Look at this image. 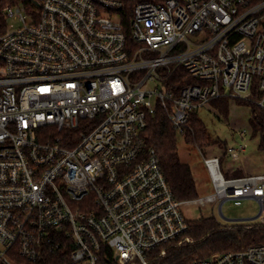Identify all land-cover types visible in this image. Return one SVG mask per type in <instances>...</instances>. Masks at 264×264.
I'll list each match as a JSON object with an SVG mask.
<instances>
[{"label": "built area", "instance_id": "obj_1", "mask_svg": "<svg viewBox=\"0 0 264 264\" xmlns=\"http://www.w3.org/2000/svg\"><path fill=\"white\" fill-rule=\"evenodd\" d=\"M1 13L0 263L157 264L191 241L184 205L255 199L264 214V171L226 177L221 156H203L213 192L178 199L143 135L157 107L181 136L214 98L264 111V0H30ZM178 68L195 83L169 86ZM187 264H264V242Z\"/></svg>", "mask_w": 264, "mask_h": 264}, {"label": "trees", "instance_id": "obj_2", "mask_svg": "<svg viewBox=\"0 0 264 264\" xmlns=\"http://www.w3.org/2000/svg\"><path fill=\"white\" fill-rule=\"evenodd\" d=\"M30 0H0V32L5 28L6 19L1 13L5 4H29ZM195 83L183 69H176L170 79L169 86L176 90L183 85ZM229 97L211 99L208 104L226 115L230 102ZM250 104L249 125L253 136H258V146L264 153V111L252 100L236 99ZM190 126L185 131L183 139L188 144H195L202 148L210 145L211 137L204 122L193 111ZM146 145L153 147L158 155L166 180L178 199H192L199 197V190L190 165L180 159L177 137L178 133L170 123L166 111L160 107L147 117V125L143 132ZM226 177L244 175L242 169L223 170ZM264 170V163H263ZM187 234L191 241L168 249L167 254L157 261V264H187L193 260L208 257L214 253L228 250H240L247 246L264 242V222L250 221L223 226L212 216H199L188 219ZM65 261V259H64ZM67 261V259H66ZM15 264H32L19 255H13ZM4 264V263H0ZM99 264H117L109 255L101 256Z\"/></svg>", "mask_w": 264, "mask_h": 264}, {"label": "rangeland", "instance_id": "obj_3", "mask_svg": "<svg viewBox=\"0 0 264 264\" xmlns=\"http://www.w3.org/2000/svg\"><path fill=\"white\" fill-rule=\"evenodd\" d=\"M156 82L148 84L153 89ZM250 104L231 98L228 113L222 114L217 109L206 104L197 110L198 117L204 122L207 131L214 139L210 145L198 147L188 144L183 136L178 135L177 146L180 159L190 165L197 183L199 197L213 192V187L207 169L203 163V156H221V167L230 171L241 168L245 174L263 172L264 153L258 146V136H253L249 125ZM244 146L236 157H232L228 148ZM182 210L188 219L199 216H212L223 226L234 223L261 221L264 222V214L253 220L244 218L254 217L259 212V203L255 199H244L240 204L231 200L224 201L219 208V202H206L205 204L191 203L184 205ZM242 220H234L240 219Z\"/></svg>", "mask_w": 264, "mask_h": 264}, {"label": "water", "instance_id": "obj_4", "mask_svg": "<svg viewBox=\"0 0 264 264\" xmlns=\"http://www.w3.org/2000/svg\"><path fill=\"white\" fill-rule=\"evenodd\" d=\"M260 212V210H259ZM259 212L257 213V215H255L254 217H249V218H244V220H253V219H256L258 217V214ZM243 218H240V219H234V220H242Z\"/></svg>", "mask_w": 264, "mask_h": 264}, {"label": "crops", "instance_id": "obj_5", "mask_svg": "<svg viewBox=\"0 0 264 264\" xmlns=\"http://www.w3.org/2000/svg\"><path fill=\"white\" fill-rule=\"evenodd\" d=\"M241 169V168H240ZM243 171V170H242ZM244 173V172H243Z\"/></svg>", "mask_w": 264, "mask_h": 264}]
</instances>
